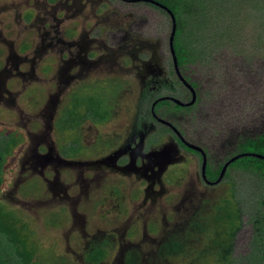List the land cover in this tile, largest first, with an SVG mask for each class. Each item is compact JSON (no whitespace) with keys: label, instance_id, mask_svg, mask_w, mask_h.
I'll list each match as a JSON object with an SVG mask.
<instances>
[{"label":"rangeland","instance_id":"1","mask_svg":"<svg viewBox=\"0 0 264 264\" xmlns=\"http://www.w3.org/2000/svg\"><path fill=\"white\" fill-rule=\"evenodd\" d=\"M155 1L159 6L111 0L100 9L111 16L123 15L121 11L135 14L130 19L133 29L161 42L172 37L169 14L174 15L180 69L197 82L201 98L190 115V132L202 137L206 153L223 159L224 175L217 170L212 182H205L195 177L193 165L173 167L168 172L173 190L164 198L170 213L158 207L153 221H148L133 215L141 186L133 187L131 179L114 173L89 189L77 209L82 218L75 222L63 203L45 202L49 193L40 178L32 177L13 198L7 194L5 203L0 199V224L7 231H0V264H264V158L239 157L247 146V153L261 154L257 151L264 142V0ZM92 75L106 76L99 70ZM112 95V87L102 84L84 87L66 106L60 130H73L86 118V127L99 125L110 117L111 101L122 102L115 107L119 114L113 115L125 119L121 107L132 108L139 91L121 93L123 98L120 91L113 99ZM22 96L17 104L28 114L32 110ZM110 127L104 130L108 133ZM157 129L152 139L166 133L165 126ZM16 134L22 138V133ZM5 142L0 138V150ZM24 150L17 148L14 159L20 160ZM100 150L81 149L73 157L94 158ZM10 154L0 153L4 160ZM213 162L217 163L214 157ZM74 173L63 172L60 180L75 194L79 189L72 183ZM88 174L86 178L95 180L94 173ZM162 215L171 220L168 226L161 222ZM178 217L180 222H175ZM175 240L183 246L177 250L179 256L170 251ZM24 246L32 253L26 261L27 254L19 252Z\"/></svg>","mask_w":264,"mask_h":264},{"label":"flooded vegetation","instance_id":"2","mask_svg":"<svg viewBox=\"0 0 264 264\" xmlns=\"http://www.w3.org/2000/svg\"><path fill=\"white\" fill-rule=\"evenodd\" d=\"M110 1L0 0V138L6 141L0 153H11L6 160L0 155L3 203L7 194L13 198L23 183L40 178L41 187L49 193L45 202L63 203L75 222L82 218L77 209L89 189L116 173L131 179L133 187L141 186L133 215L153 221L158 207L170 213L164 198L173 190L168 180L173 167L193 165L195 177L201 176L205 182H212L217 170L225 173L223 159L206 153L202 137L190 132V115L201 98L197 82L181 72L175 37L172 43L171 36L161 42L146 37L144 30L139 34L130 20L135 14L121 11L123 15L111 16L100 9ZM121 1L159 6L155 0ZM169 15L172 18L171 12ZM76 17L78 20L68 23ZM98 70L106 76L92 75ZM100 84L112 87L115 96L120 91L121 98V93L139 91L132 108L120 106L127 114L125 119L113 115L119 114L115 107L122 102L111 101L110 117L99 125L89 123L86 127V118L76 122L73 130H60L72 96L84 87ZM21 95L29 111L37 113L25 114L20 109L17 99ZM108 125L107 133L104 128ZM159 125L165 126L166 133L152 139ZM17 132L22 133L21 139ZM6 146L11 149L5 150ZM21 147L23 156L14 159ZM95 147L101 150L94 158L73 157L81 149L91 152ZM69 171L75 172L72 183H77L79 193H72V186L60 180L63 172ZM89 172L95 180L85 177ZM6 212L9 215L11 210ZM168 218L162 215L160 220L167 225ZM176 221L180 222L179 217Z\"/></svg>","mask_w":264,"mask_h":264},{"label":"trees","instance_id":"3","mask_svg":"<svg viewBox=\"0 0 264 264\" xmlns=\"http://www.w3.org/2000/svg\"><path fill=\"white\" fill-rule=\"evenodd\" d=\"M263 141H264V138H263ZM247 149H248V146L246 147V151L245 152H247ZM257 152H260L261 153V155H264V142H263V144L261 143V144H259V149H258V151ZM248 158V157H247ZM5 226H3L2 224H0V231H2V232H6L7 233V231L5 230V229H3ZM15 239L16 240H18L16 237H15ZM178 244V240L176 241L175 240V242H173V246H174V248H171L170 249V251H172V252H174L175 254H176V256H179L181 253H179L177 250H179L181 247H183V246H179V245H177ZM31 249V248H30ZM29 248L28 247H23L19 252H21V251H23L25 254H27V258L26 259H24L23 261H26V260H28L29 258L31 259L32 258V256H30L29 254H31L32 255V253H31V250H29Z\"/></svg>","mask_w":264,"mask_h":264},{"label":"water","instance_id":"4","mask_svg":"<svg viewBox=\"0 0 264 264\" xmlns=\"http://www.w3.org/2000/svg\"><path fill=\"white\" fill-rule=\"evenodd\" d=\"M135 1H138V0H135ZM172 18H173V31H172V37H171V42L173 43V39H174V35L176 33V23H175V17L174 15L172 14ZM244 155H248V154H244ZM244 155H240L239 157H242ZM250 156H257V157H260V158H264V155H261V154H255V153H251L249 154ZM226 169V166L224 167V170ZM223 170V171H224ZM223 175V174H222ZM0 185H1V179H0Z\"/></svg>","mask_w":264,"mask_h":264},{"label":"clouds","instance_id":"5","mask_svg":"<svg viewBox=\"0 0 264 264\" xmlns=\"http://www.w3.org/2000/svg\"><path fill=\"white\" fill-rule=\"evenodd\" d=\"M163 8H165L164 5H163ZM244 154H251V153L245 152ZM244 154H242V155H244ZM244 156H250V155H244Z\"/></svg>","mask_w":264,"mask_h":264}]
</instances>
